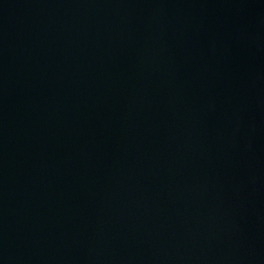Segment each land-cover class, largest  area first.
<instances>
[{
	"label": "water",
	"instance_id": "obj_1",
	"mask_svg": "<svg viewBox=\"0 0 264 264\" xmlns=\"http://www.w3.org/2000/svg\"><path fill=\"white\" fill-rule=\"evenodd\" d=\"M0 264H264V0H0Z\"/></svg>",
	"mask_w": 264,
	"mask_h": 264
}]
</instances>
